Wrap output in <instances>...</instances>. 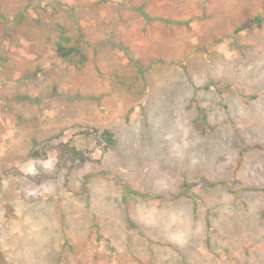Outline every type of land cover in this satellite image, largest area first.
<instances>
[{"label":"rangeland","instance_id":"374dc122","mask_svg":"<svg viewBox=\"0 0 264 264\" xmlns=\"http://www.w3.org/2000/svg\"><path fill=\"white\" fill-rule=\"evenodd\" d=\"M0 13V264H264V0H0ZM49 17L102 59L64 63L57 28L17 24ZM168 38L195 90L174 67L135 96L113 87L130 55ZM207 124L221 137L202 157L189 145ZM59 144L82 158L59 163Z\"/></svg>","mask_w":264,"mask_h":264},{"label":"trees","instance_id":"16d2710c","mask_svg":"<svg viewBox=\"0 0 264 264\" xmlns=\"http://www.w3.org/2000/svg\"><path fill=\"white\" fill-rule=\"evenodd\" d=\"M129 1L131 2V0H129ZM151 1H154V0H151ZM144 7H154V5H153V3H150V4H145V5L140 6L138 8V11L140 14H142V12H144V10H145ZM0 17H2L1 13H0ZM42 20L43 19L40 18V20H38L37 22H33L34 25L29 23L30 24V26H29L28 21L26 19H18L17 24L24 25V26H22V28H26V29L32 28V29H30L29 34L36 36V37H40L41 34H42V37H44L47 34H48V36L49 35L53 36L55 28H57L58 39L55 40L54 42H53V40H51V41H49V43H50V48H51L52 52L55 54L56 57L60 58L64 63L72 64V63L76 62L79 57H81L82 58V60L80 62L81 67L86 68L85 67L86 66L85 61L94 60V62H98L99 60L102 59V56L100 53L101 51H98V49H96L94 51L95 52L94 56H93V54H91L90 56H89V54H87L88 48L85 45V43H87V41H86L87 34L84 33V29L79 28L78 30H76L74 28H70L68 25H66L64 23H60L58 21L54 22L53 18H51V17L46 19L49 21V23L46 22L47 24L44 23ZM164 24H165L164 28H168L169 30H171L173 28L171 26V24L180 25L181 23L178 21H164ZM188 26L189 25H187V27ZM187 27H186V29H187ZM115 28L117 30L116 26H115ZM107 34H108V32H107ZM112 34L114 37H117L119 33H117V36H116L115 35V29H114ZM48 36H46V38ZM107 37H108V35H107ZM163 37H162V39H163ZM50 39H53V37H51ZM169 40H171V38H168L166 41H161L158 44L152 43L151 40L147 41V43L145 45H148V46L145 47L144 50L138 49V52H136L135 57L130 55L132 60H131L130 66H128L129 71L116 70V71H114V74L111 75V77L113 79L112 80L113 81V87L124 88L131 96L132 95L135 96L141 89H145L149 85L153 86V83L151 82L152 81V75L153 74L157 75L159 73V69L160 70H161V68L169 69L170 67H174V69L180 68L181 71H175L174 70L175 73H178L180 76L186 77V83L189 85V87L191 85L193 87V89L195 90V86H196V83L194 81V79L196 80L195 74L190 76V71H191L192 66H193L192 60L191 59H188V60L184 59L185 64H183V65L178 64L175 60V53H174L175 50H172V48L170 49L169 47L166 46ZM36 41H38L39 44L42 42L41 39L36 40ZM46 42L49 45L48 41H46ZM162 42H165V43L162 44ZM123 50H125V48H123ZM167 54H174V55L167 56ZM83 59H85V61H83ZM146 61H147V64H145ZM80 71H83V69L79 70V72ZM170 71H172V70H170ZM174 71H172V72H174ZM100 75H101V73H100ZM225 83H226L224 85L225 89H221L220 93L224 92V90H226L227 91L226 95L231 97L233 92H232V90H229L230 87H229V85H227L229 83L228 82H225ZM212 85L214 86L215 84L213 83ZM181 87L184 89L183 84H181ZM217 88H219V84L217 85ZM57 91H58L57 86L53 85L51 88V92H50L51 95L50 96L51 97L59 96L60 94ZM203 97H204V95L202 96V98L200 100V104L202 103L200 105V107H201V110L203 112L202 115L204 117L208 118L209 117L208 110L204 107V105L208 103V100L205 97L204 98ZM99 99H100V97L96 98V101H100ZM206 101H207V103H205ZM151 115H152V110L150 109V107H146L144 110V116H145L144 121H143L144 125L148 126L149 122L151 123V121H150ZM152 123H154V120H152ZM208 125L209 124L206 125L205 131L201 132L200 136L196 139V142L189 145L193 152H198L197 154L201 155L202 157L209 153L208 146L206 144L207 140L210 138L208 136L212 135L211 137H216V139H219L221 137V132H220V130H218V128L216 126L210 130L208 128ZM104 133H105V135L108 136L107 137L108 138L107 139V146L112 151H117L118 147H115L117 136H114L113 138H111V135H109L108 131H105ZM53 151H54V154L56 156V160H58L59 163H61V164H66V163H73L74 164L82 158L80 156V153L78 152V150H76L75 147H70L67 144L56 145L53 147ZM129 188L130 187L123 188L122 191H124V193L125 192L126 193H125V195L120 196V198H123V200H127V199H130V198L132 199L133 197L137 196V194H133ZM187 192L189 193V191H186V193L180 195L181 197H184L181 199L182 201H184V200L188 201L189 194H187ZM143 198L147 199L145 196H143ZM176 201H180V198H177L175 200V202ZM194 204H195V206H197L198 203L195 201ZM128 222L130 223L131 228H135V229L141 228V225H138V224L135 225L132 218H130ZM129 230H131V229H129ZM141 232L142 231H140V233ZM125 235L128 236V232H126ZM141 236L143 238L145 235H141ZM144 240L146 241L147 245L150 244V239L148 237L145 238ZM207 242L209 243L210 241L207 240ZM71 252H72V249H71ZM60 253H61V256L64 254L62 252V250H60ZM110 257L111 256L109 255L108 259H110ZM0 260L2 263H4V257L2 256L1 252H0Z\"/></svg>","mask_w":264,"mask_h":264}]
</instances>
